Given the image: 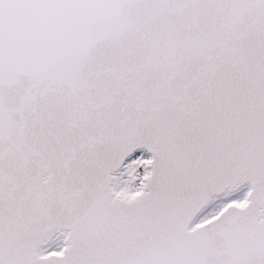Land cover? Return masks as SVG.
<instances>
[{
    "label": "snow or ice",
    "instance_id": "6c2138e0",
    "mask_svg": "<svg viewBox=\"0 0 264 264\" xmlns=\"http://www.w3.org/2000/svg\"><path fill=\"white\" fill-rule=\"evenodd\" d=\"M0 264H264V0H0Z\"/></svg>",
    "mask_w": 264,
    "mask_h": 264
}]
</instances>
